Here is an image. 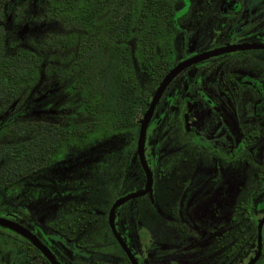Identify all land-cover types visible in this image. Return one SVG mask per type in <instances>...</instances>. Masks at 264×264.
<instances>
[{
	"label": "flooded vegetation",
	"instance_id": "1",
	"mask_svg": "<svg viewBox=\"0 0 264 264\" xmlns=\"http://www.w3.org/2000/svg\"><path fill=\"white\" fill-rule=\"evenodd\" d=\"M163 1L173 32L171 64H161L145 102L143 93L133 127L99 132L95 115L82 136L88 117L80 110L50 117L33 109L50 96L39 85L27 86L25 100L9 110L0 107V142L17 141L18 121L77 130L61 135L63 150H44L42 164L33 163L31 150H13L11 163L0 165V217L17 226L0 223V264H133L130 254L137 264H246L257 251L260 220L262 246L264 0ZM1 6L9 50L48 32L49 22H40L47 0ZM39 8L37 24L32 13ZM189 59L161 89L140 154V124L157 86ZM134 71L144 91L147 66L134 62ZM142 161L151 176L145 192Z\"/></svg>",
	"mask_w": 264,
	"mask_h": 264
},
{
	"label": "trees",
	"instance_id": "2",
	"mask_svg": "<svg viewBox=\"0 0 264 264\" xmlns=\"http://www.w3.org/2000/svg\"><path fill=\"white\" fill-rule=\"evenodd\" d=\"M11 3L0 0V14L1 5ZM47 5V19L41 17L40 21L47 20L50 28L46 34H35L31 46L17 45L9 50L0 27L1 110H9L8 106L22 97L25 100L26 87L41 85L48 71L56 74L58 83L64 80L73 101L67 104H77L76 109L88 117L80 127L82 136L90 134L95 115L99 132L133 127V113L143 108L160 77L161 64L165 63V68L171 64L166 59L173 36L166 23L171 21L167 5L163 0H47ZM134 62L147 66L149 82L144 91ZM14 115L12 112L9 117ZM16 125L17 141L8 138L0 142V165L11 163L13 150H31L33 163L42 164L44 150H63L61 135L77 132L74 124L50 123L48 127L42 120L31 124L18 121ZM254 264H264V237Z\"/></svg>",
	"mask_w": 264,
	"mask_h": 264
},
{
	"label": "rangeland",
	"instance_id": "3",
	"mask_svg": "<svg viewBox=\"0 0 264 264\" xmlns=\"http://www.w3.org/2000/svg\"><path fill=\"white\" fill-rule=\"evenodd\" d=\"M29 4H31L30 1H28ZM43 4L42 2H40ZM28 11H31V9H27ZM35 15L33 22L37 23L38 22V16L42 14V10L39 8L36 10L35 13H32ZM41 22V21H40ZM38 24V23H37ZM46 25H42V27H35V30H45ZM48 28H50V24L48 23ZM39 33H42V31H39ZM56 75V74H55ZM54 73L51 72H45L43 81L41 85H39L38 91L42 93L43 90L49 88L50 90V96L40 98L37 101L34 102L33 109L35 111L41 110V109H46L48 115L50 117H55V116H63L67 117L69 116L70 112L76 113V105L77 104H67V101L71 102L70 97L68 95V90L66 88V85L64 83H58L55 79L56 76ZM59 77V74H57ZM73 102V101H72ZM71 102V103H72Z\"/></svg>",
	"mask_w": 264,
	"mask_h": 264
},
{
	"label": "water",
	"instance_id": "4",
	"mask_svg": "<svg viewBox=\"0 0 264 264\" xmlns=\"http://www.w3.org/2000/svg\"><path fill=\"white\" fill-rule=\"evenodd\" d=\"M236 47V46H235ZM191 59L189 60H186L184 62H181L179 64H177L176 66L172 67L166 74L165 76L162 78L161 82L159 83V85L157 86L156 88V91L152 97V100L150 102V105L149 107L147 108L144 116H143V119L141 121V124H140V129H139V137H138V151L139 153L141 154V144H142V140H143V134H144V129H145V125H146V122L151 114V111H152V108H153V105L161 91V89L164 87V85L167 83V81L187 62H189ZM142 164L144 165L145 169H146V173H147V185H146V188L143 190V192H145L148 187L150 186V183H151V176H150V173L149 171L147 170L146 168V165L144 164V162L142 161ZM122 199L124 198H120L118 200H116L113 204V206L111 207L110 209V213H109V219L111 221V218H112V210L114 208V206L120 202ZM261 222L262 220L259 221V224H258V246H257V251L255 253V255L246 263V264H253L257 259L258 257L260 256V253H261ZM0 223L3 224V225H6L8 227H13V228H17V226L15 225V223H13L12 221L10 220H7V219H4V218H1L0 217ZM18 229H20L22 232H24L26 234V231L24 229H22L21 227H19ZM30 235V234H29ZM32 237V235H30ZM33 238V237H32ZM34 239V238H33ZM34 242L45 252L43 246L36 240L34 239ZM130 259L131 261L133 262V264H137L135 259L133 258V256L130 254Z\"/></svg>",
	"mask_w": 264,
	"mask_h": 264
}]
</instances>
